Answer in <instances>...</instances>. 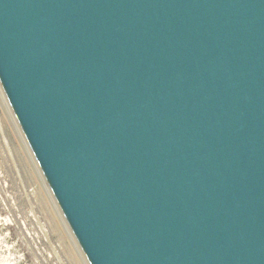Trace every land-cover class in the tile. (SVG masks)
<instances>
[{
  "label": "water",
  "instance_id": "1",
  "mask_svg": "<svg viewBox=\"0 0 264 264\" xmlns=\"http://www.w3.org/2000/svg\"><path fill=\"white\" fill-rule=\"evenodd\" d=\"M0 86L90 264H264V0H0Z\"/></svg>",
  "mask_w": 264,
  "mask_h": 264
},
{
  "label": "rangeland",
  "instance_id": "2",
  "mask_svg": "<svg viewBox=\"0 0 264 264\" xmlns=\"http://www.w3.org/2000/svg\"><path fill=\"white\" fill-rule=\"evenodd\" d=\"M4 107L2 96L0 264H90L71 229L66 227L67 220L63 221V229L57 227L54 217L56 201L49 193L40 170L37 171L31 160L29 162L28 155L13 133ZM48 196L52 198V205ZM57 213L62 218L60 212Z\"/></svg>",
  "mask_w": 264,
  "mask_h": 264
},
{
  "label": "bare ground",
  "instance_id": "3",
  "mask_svg": "<svg viewBox=\"0 0 264 264\" xmlns=\"http://www.w3.org/2000/svg\"><path fill=\"white\" fill-rule=\"evenodd\" d=\"M0 91H1V94H2V96H3V99H4V101H5V109H6V111H5V114L7 115L6 117H7V119H8V121H9V123H10V126H11V128L13 129V133L15 134V136L17 137V139L19 140V142H20V144L23 146V148H24V150H25V153L28 155V157H29V162H30V160H31V164L35 167V168H37V171H39L40 170V172L39 173H41V175H42V177H43V181H44V183L47 185V188H48V190H49V193H51V196H52V198L56 201V199H55V197H54V195H53V193H52V191H51V189H50V187H49V185H48V183H47V181H46V178H45V176H44V174H43V172H42V170H41V168H40V166H39V164H38V162H37V160H36V158H35V156H34V154H33V152H32V150H31V148H30V146H29V144H28V142H27V140H26V138H25V135H24V133H23V131H22V129H21V127H20V125H19V123H18V121H17V119H16V117H15V115H14V113H13V111H12V108H11V106H10V104H9V102H8V100H7V98H6V96H5V94H4V92H3V90H2V88H1V86H0ZM0 94V95H1ZM2 96L0 97V98H2ZM2 100V99H1ZM10 109V110H9ZM31 165V166H32ZM34 168H32V170H33ZM35 171V170H34ZM31 172V171H30ZM35 173V172H34ZM38 175V174H37ZM38 177V176H37ZM40 179V178H39ZM46 187V186H45ZM46 189H44V191H45ZM47 194V193H46ZM48 195V194H47ZM50 195V194H49ZM50 196V197H51ZM45 197H47V196H45ZM50 197L48 196V202L49 203H51V205H52V198L50 199ZM57 204V205H56ZM55 205H56V209H57V211H59L60 212V214H61V216H62V218H63V220H62V218H60V216L58 215V213H57V211L56 210H54L55 211V215H54V217H55V219H56V224H57V227H61L62 229L64 228L63 227V225H64V223H65V216H64V214L62 213V211H61V209H60V207H59V205H58V203H57V201H56V203H55ZM63 221H64V223H63ZM65 226V225H64ZM66 227L67 228H69V229H71L70 228V226L66 223ZM71 231V233L73 234V237H74V239L76 240V238H75V235H74V233H73V231L72 230H70ZM72 236V235H71ZM77 243V242H76ZM78 244V243H77Z\"/></svg>",
  "mask_w": 264,
  "mask_h": 264
}]
</instances>
